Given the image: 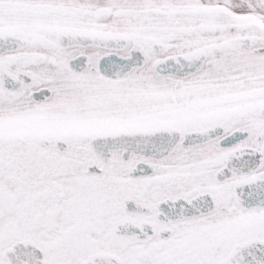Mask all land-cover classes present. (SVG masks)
<instances>
[{
	"label": "snow or ice",
	"instance_id": "6c2138e0",
	"mask_svg": "<svg viewBox=\"0 0 264 264\" xmlns=\"http://www.w3.org/2000/svg\"><path fill=\"white\" fill-rule=\"evenodd\" d=\"M0 264H264V0H0Z\"/></svg>",
	"mask_w": 264,
	"mask_h": 264
}]
</instances>
